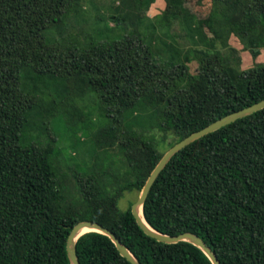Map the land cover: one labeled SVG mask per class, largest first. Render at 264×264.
<instances>
[{
	"label": "trees",
	"instance_id": "obj_1",
	"mask_svg": "<svg viewBox=\"0 0 264 264\" xmlns=\"http://www.w3.org/2000/svg\"><path fill=\"white\" fill-rule=\"evenodd\" d=\"M84 1L0 0V264H71L68 237L84 220L112 230L142 264H213L193 243L151 237L132 213L134 202L121 210L118 201L126 191L141 192L176 143L264 99V62L242 68L230 43L235 36L253 59L261 54L264 0L202 2L200 9H210L205 17L188 7L190 0H164L161 24L178 20L205 43L192 51L194 71L178 44L166 39L158 54L140 30L155 0H122L134 7L131 29L111 37L130 17L115 14L110 34L96 31L84 46H73L71 19ZM157 24L150 23L152 30L165 40ZM81 84L102 119L91 131L96 151L117 148L121 160L116 165L109 152L98 155L97 164L73 169L67 180L52 123L64 116L94 126V110L75 95ZM137 107L152 110L156 126L171 136L166 151L124 125ZM66 186L76 189L71 196ZM143 211L160 232L198 234L221 264H264V108L176 153ZM76 248L81 264H132L101 232L85 233Z\"/></svg>",
	"mask_w": 264,
	"mask_h": 264
},
{
	"label": "rangeland",
	"instance_id": "obj_2",
	"mask_svg": "<svg viewBox=\"0 0 264 264\" xmlns=\"http://www.w3.org/2000/svg\"><path fill=\"white\" fill-rule=\"evenodd\" d=\"M122 0H114V4H112L113 0H85L83 2L82 7H79L76 13V16H72L71 22L75 23V28L72 30V39L71 43L73 46L82 47L88 42L87 35L91 34L95 36L96 31L103 32L105 35L110 34L112 30V26H114V22H112L110 16L115 14L120 15H130L127 19L126 24H120L119 28L115 27L112 31L111 37H118L117 34H122L125 28H132V24L130 23V18L135 16L134 7H130V3L128 5H124L121 3ZM209 0H190L187 2L188 7L192 11H197L200 9V3L208 4ZM116 5V6H115ZM165 6L164 0H155L149 8L145 11V13L141 16L142 25H140V30L146 34V40L149 45L153 46V42L151 39H154L156 45L152 48L156 53L161 54L164 49V46L168 42L173 41V43L178 44L182 50H185L186 61L189 64L190 68L194 71L196 70L197 62L195 53L192 52L195 48H201L205 46V43L202 42V38L197 32H191L189 35L185 29V26L182 25L178 20L173 23L172 26L166 27L161 24L159 20V14L163 10ZM199 10L201 17H205L209 13L208 8ZM132 12H134V16H132ZM139 16H136V21H139ZM135 20V18H134ZM157 22L159 31L165 33L166 37L163 36L165 40H160L158 31L154 32L152 30V25L150 23ZM123 28V29H122ZM199 32V31H198ZM124 33V32H123ZM158 37V39H157ZM231 39V46L235 47L238 52V56H240L242 60V68L252 66L256 61L264 62V48L261 50V54L257 57V59H253L251 53L248 50L243 49V45L240 41L233 36ZM167 39V40H166ZM151 43V44H150ZM76 87H73L75 89ZM92 92L88 89L84 84H81L79 90L76 92V98L79 103L86 107V111L91 109L92 121L94 126L85 127L82 126L81 122H77L76 124L73 121L69 123V120L64 116L57 117L53 123L52 128L54 132L57 134L59 138V144L63 149L62 155L60 156V161L62 164V168L69 174V177H64L68 180L70 176L73 174V169L78 170H86L88 167L95 165L99 162L100 159L98 157L103 158L107 152L110 155L113 163L116 162V165L121 160V155L117 148H111L106 151H96V146H94L92 141V130L97 129L101 125L102 119L98 114L97 107L90 106L89 97ZM142 107H137L133 111H131L125 118L124 125L128 129L132 130H140L143 131L144 134L157 146L159 151H166L169 147V141L171 140V136L168 138L167 135L163 131H161L156 126V115L150 110L146 112ZM97 153V154H96ZM99 155V156H98ZM98 156V157H97ZM108 157V160L110 159ZM109 164H112L108 161ZM115 165V166H116ZM59 172V169H57ZM71 181V180H70ZM72 185V184H71ZM76 189H72L71 186H66L64 192L71 196L75 192ZM140 192L136 190L126 191L124 195L119 199L118 206L121 210H126L130 205V202H135L139 198Z\"/></svg>",
	"mask_w": 264,
	"mask_h": 264
},
{
	"label": "water",
	"instance_id": "obj_3",
	"mask_svg": "<svg viewBox=\"0 0 264 264\" xmlns=\"http://www.w3.org/2000/svg\"><path fill=\"white\" fill-rule=\"evenodd\" d=\"M264 108V99L252 104L248 107H245L241 110L235 111L231 114H228L210 125L195 131L185 137L183 140L176 143L174 146L169 148L162 158L159 160L151 174L149 175L144 187L142 188L139 198L133 203L131 210L134 214L138 224L141 226V228L151 237L162 241L166 243H178L180 241H187L190 243H193L194 245L201 248L211 259L213 264H221L216 253L211 249V247L203 240L202 237H200L198 234L194 232H183L178 235H171L167 233H163L155 229L145 218H142L139 214V207L144 205L149 192L160 175V173L163 171V169L166 167V165L169 163V161L172 159V157L178 153L181 149L192 143L193 141L203 137L204 135H207L213 131H216L220 129L221 127H224L242 117H245L247 115H250L256 111H259ZM144 214V211H143ZM85 229H92V231H97L104 233L111 237V239L115 242L116 246L118 247L120 253L126 257L132 264H142L139 259L132 253V251L125 245L118 236L109 228L105 227L101 223L94 221V220H84L78 222L71 230L70 235L68 237L67 241V250H68V256L70 259L71 264H81L78 254H77V248L76 244L78 239L84 235L85 233L91 232V231H84Z\"/></svg>",
	"mask_w": 264,
	"mask_h": 264
},
{
	"label": "bare ground",
	"instance_id": "obj_4",
	"mask_svg": "<svg viewBox=\"0 0 264 264\" xmlns=\"http://www.w3.org/2000/svg\"><path fill=\"white\" fill-rule=\"evenodd\" d=\"M139 214H140V216L142 217V218H144V214H143V207L142 206H140L139 207ZM84 231H92V229H85Z\"/></svg>",
	"mask_w": 264,
	"mask_h": 264
}]
</instances>
